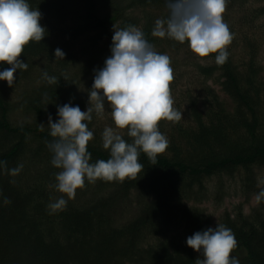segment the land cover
<instances>
[{
	"label": "trees",
	"instance_id": "trees-1",
	"mask_svg": "<svg viewBox=\"0 0 264 264\" xmlns=\"http://www.w3.org/2000/svg\"><path fill=\"white\" fill-rule=\"evenodd\" d=\"M101 1L28 0L32 9L41 12L45 36L24 46L19 59L28 67L17 70L13 86L0 80V160L6 161L0 168V264H200L202 254L189 247L186 239L212 227L210 215L200 206L209 192L207 180L217 178L215 194L224 197L225 176L243 170V179L254 185L256 169L264 170V87L257 82L261 67L255 62L259 50L251 52L242 66L238 64L232 53L234 25L229 29L227 61L218 65L213 53L203 57L208 64L201 67L207 79L218 72L222 91L233 102L231 108L209 87L204 109L196 97L188 122L170 127L168 147L155 165L140 152L142 169L135 179L85 181L74 199L56 190L61 169L52 165L53 154L47 147L54 138L40 121L49 114L58 119L57 105L69 102L85 111L83 96L91 90L94 70L102 68L111 55L114 32L110 24L116 17L102 15ZM117 2L121 14L138 7L159 8L160 19L169 14L166 0ZM252 2L226 0L225 18L240 10L238 28L257 23L264 17V0ZM133 22L127 18L121 29L134 26ZM152 30L151 26L142 29L151 44L159 41ZM85 36L86 44H78ZM245 40L250 43L247 36ZM57 48L65 53L64 59L55 58ZM6 67L10 65L0 64V70ZM45 72L57 82L48 84ZM14 93L19 97L17 107L33 114L34 124L10 119ZM86 123L90 130L92 120ZM165 124L162 119L159 130L167 138ZM123 138L129 143L133 139ZM87 148L91 162L109 159V152L93 139ZM20 164L22 171L12 176L9 170ZM61 196L67 200L66 207L49 214L47 205ZM4 198L10 203L4 204ZM219 224L234 234L233 252L245 250L239 264H264V200L251 216L240 213L237 219L227 212Z\"/></svg>",
	"mask_w": 264,
	"mask_h": 264
},
{
	"label": "clouds",
	"instance_id": "clouds-1",
	"mask_svg": "<svg viewBox=\"0 0 264 264\" xmlns=\"http://www.w3.org/2000/svg\"><path fill=\"white\" fill-rule=\"evenodd\" d=\"M166 3L169 14L155 21L152 35L187 42L190 50L201 58L215 53V62L223 65L232 40L223 20L226 0H166ZM40 19L41 12L32 9L28 0H0V64L10 65L0 70V80L7 81L9 86H13L17 70L28 67L19 59L24 46L30 41H42L45 36ZM110 51L104 66L94 70L90 107L82 111L79 105L69 102L57 105L58 119L53 120L51 114L48 117L49 135L54 139L47 147L53 154L52 165L61 169L56 174L55 188L68 199L75 198L77 189L83 187L85 181L135 179L142 169L138 161L140 152L155 165L157 156L168 147L159 122L181 119V114L173 108L170 94L173 79L170 58L155 51L142 30L136 26L117 29L114 25ZM54 55L55 58L65 57L60 48ZM43 78L48 84L57 82V78L47 72ZM106 101L116 128L127 129V135L133 139L129 143L112 127H106L102 147L109 152V159L93 163L87 148L93 132L86 122L93 119V110L98 116L102 115ZM92 102H95L94 108ZM5 165L6 161L0 160V168ZM22 169L23 164H20L9 171L16 176ZM3 203L10 201L4 198ZM66 205L67 200L61 196L47 205L49 214L62 211ZM186 244L202 253L200 264H239V259L231 255L237 241L231 229L224 225L197 231L187 237Z\"/></svg>",
	"mask_w": 264,
	"mask_h": 264
},
{
	"label": "rangeland",
	"instance_id": "rangeland-1",
	"mask_svg": "<svg viewBox=\"0 0 264 264\" xmlns=\"http://www.w3.org/2000/svg\"><path fill=\"white\" fill-rule=\"evenodd\" d=\"M256 0H253L252 3H255ZM101 13L104 17L115 16L116 19L110 24L114 32V25L117 29L122 28L124 20L131 19L133 25L138 27L140 30L151 26L153 28L155 21L160 19V9H152L149 7L145 8H129L124 9V13L121 14L117 10V0L112 3V1L105 0L101 1ZM124 4H127L126 1ZM126 7V5H123ZM121 7V6H120ZM166 10V9H165ZM226 9L223 13V20L230 30H232L235 25L236 28H233L234 32H237L235 35L236 41L232 42L233 45V56L235 61L241 66L248 62L250 58V53L255 50H259L255 62L257 66L261 67L260 76L257 79V82H261L264 87V17L262 20L257 21L253 26L247 24L238 28L239 18L241 16V11L229 14L230 18L226 17ZM70 22V21H69ZM58 29V24H55ZM61 29V26L59 27ZM248 37L250 43H247L245 37ZM87 36L77 41L78 44L84 43ZM165 38V37H164ZM164 38L158 37L159 41L153 43L154 50L163 53L169 56L171 61V67L173 70V79L170 82V94L173 100V108L175 111L181 114V119L179 121L173 122L165 120L166 129L168 130L167 139L169 138L171 132V126L177 123L188 122V116L190 114L192 101L196 97H199L198 104L201 110L204 109L205 103L208 102L206 99V94L208 93L209 87L214 90V93L219 95L220 99L226 102V106L231 108L233 105L232 100L226 95L220 86L219 74L216 72L213 78H205L201 70L202 66L208 64V61L204 58L199 57L197 54H194L188 47L187 42L179 43H167ZM63 42H67V37H62ZM231 45V46H232ZM79 50V48H77ZM72 72L68 73L67 80L71 79ZM36 81V79H34ZM31 81H28L30 84ZM23 86H26L24 83ZM88 89H85V92ZM264 90V88H263ZM91 90H88L86 95L84 94L83 99L85 100V111L90 107L89 93ZM19 92V91H18ZM84 92V93H85ZM13 100H15V107L11 112L10 119L13 122H25L28 121L30 124H34L35 117L33 114L18 108L19 100L18 93L13 94ZM95 102H92L91 107L94 108ZM22 110V111H21ZM92 127L91 131L93 132V141L96 144L102 146V133L106 127H112L114 131L120 134L122 137L127 135V129L116 128L114 121L111 115V109L108 107V102H105V110L102 115H97L95 111L92 112ZM49 117V116H48ZM48 117L40 121V124L49 129L48 126ZM53 118V117H52ZM50 130V129H49ZM242 171L237 172L233 177L225 176L226 182V194L225 196H218L215 194L216 187L214 184L217 183V178H210L207 180L209 192L207 197L202 201L200 206L205 210L207 214L210 215L212 227H216L220 223L222 217L226 216V213H230L233 218H239V214L242 213L244 216L249 217L253 214L254 210L261 205V201L264 200V170L256 169V183L249 184L248 180L245 181L243 176L245 175ZM250 186V187H249ZM132 198H134L132 196ZM134 206V205H133ZM198 254H202L199 253ZM245 250L239 249L235 252H232L231 255L236 256L240 261L243 260L245 256Z\"/></svg>",
	"mask_w": 264,
	"mask_h": 264
}]
</instances>
